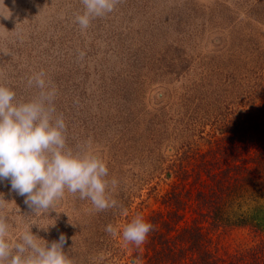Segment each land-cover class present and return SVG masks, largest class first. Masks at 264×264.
Segmentation results:
<instances>
[{
    "label": "rangeland",
    "instance_id": "1",
    "mask_svg": "<svg viewBox=\"0 0 264 264\" xmlns=\"http://www.w3.org/2000/svg\"><path fill=\"white\" fill-rule=\"evenodd\" d=\"M0 11L8 16H0V83L27 100L39 91L28 78L46 73L68 146L90 145L103 156L119 205L97 212L66 192L55 210L34 214L3 180L0 211L11 240L33 224L49 246L63 234L73 264H110L113 247L119 264H142L132 257L136 248L145 252L147 240L136 247L105 227L166 214V194L179 183L166 167L190 143L208 148L215 115L230 112L231 119L259 103L254 71L264 53V0H119L85 31L75 23L80 0H0ZM128 196L129 210L118 216ZM184 215L191 219V207ZM216 236L224 264H248L240 256L260 239L250 228Z\"/></svg>",
    "mask_w": 264,
    "mask_h": 264
},
{
    "label": "clouds",
    "instance_id": "2",
    "mask_svg": "<svg viewBox=\"0 0 264 264\" xmlns=\"http://www.w3.org/2000/svg\"><path fill=\"white\" fill-rule=\"evenodd\" d=\"M80 2L83 12L75 16V23L85 31L92 19L111 13L119 0ZM0 16L8 17L2 11ZM45 76L40 71L28 78V86L39 91L27 100H18L11 87L0 83V181H10L11 190L24 197L34 214L55 210L66 192L89 200L97 212L119 207L109 194V183L115 188L117 181L109 182L103 156L90 145L77 149L68 146L65 118L57 114L54 104L57 89ZM5 207V199L0 198V210ZM32 225L12 241L6 216L0 211V264H73L64 251L63 234L49 246L32 233ZM152 230L153 225L140 214L121 228L111 223L105 227L106 233L120 235L125 243L136 247L146 242Z\"/></svg>",
    "mask_w": 264,
    "mask_h": 264
},
{
    "label": "trees",
    "instance_id": "3",
    "mask_svg": "<svg viewBox=\"0 0 264 264\" xmlns=\"http://www.w3.org/2000/svg\"><path fill=\"white\" fill-rule=\"evenodd\" d=\"M259 59L254 71L255 85L261 86L256 96L259 103L231 119L227 118L230 112L215 115L217 125L208 148L204 150L201 142L190 143L166 167L179 180L166 194L171 208L151 218L153 230L146 250L136 248L133 260L142 264H224L216 235L250 228L259 235V243L246 249L240 259L264 264V53ZM130 197L118 216L129 210ZM189 207L191 219L184 215ZM110 253V264H119L117 249L113 247Z\"/></svg>",
    "mask_w": 264,
    "mask_h": 264
}]
</instances>
